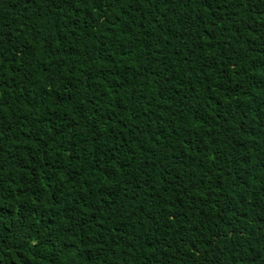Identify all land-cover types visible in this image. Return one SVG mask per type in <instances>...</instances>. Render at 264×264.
Returning <instances> with one entry per match:
<instances>
[{
	"label": "trees",
	"instance_id": "obj_1",
	"mask_svg": "<svg viewBox=\"0 0 264 264\" xmlns=\"http://www.w3.org/2000/svg\"><path fill=\"white\" fill-rule=\"evenodd\" d=\"M0 264H264V0H0Z\"/></svg>",
	"mask_w": 264,
	"mask_h": 264
}]
</instances>
